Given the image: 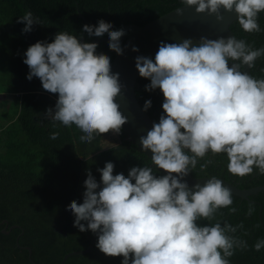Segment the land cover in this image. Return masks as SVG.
<instances>
[{
	"label": "clouds",
	"instance_id": "obj_1",
	"mask_svg": "<svg viewBox=\"0 0 264 264\" xmlns=\"http://www.w3.org/2000/svg\"><path fill=\"white\" fill-rule=\"evenodd\" d=\"M182 2L217 20L223 19L221 9L234 11L245 32L261 31L258 16L264 12V0ZM17 22L25 25L22 33L40 24L31 11ZM112 29L101 19L97 25H83L81 32L88 37L107 33L109 49L123 55L120 41L126 33ZM97 48V43L82 42V36L60 31L51 43L29 46L23 60L29 81L39 78L44 90L58 94L54 109H47L45 116L65 127L75 125L85 143L97 135L120 134L128 122L116 102L122 89L120 74L112 72L110 57L97 54ZM262 55L264 47L254 49L234 36H202L198 44L191 39L161 42L154 61L137 56L140 77L150 80L145 91L159 89L164 97L163 113L140 137V145L166 174L157 176L145 165L133 166L127 177L114 175L115 165L108 161L97 169L98 183L88 170L83 202L73 200L67 206L75 217L73 226L97 234L96 247L107 256L123 257L121 264H230L235 249H247V242L234 235L243 224L199 223L214 220L221 208L233 205L231 190L215 176L191 188L184 177L209 152L226 154L232 175L244 177L254 171L264 175V79L241 70L253 68ZM151 107L149 99L142 110ZM58 136L54 132L50 138ZM116 146L103 140L101 149ZM253 210L250 205L248 215ZM262 248L264 239L254 245L255 251Z\"/></svg>",
	"mask_w": 264,
	"mask_h": 264
},
{
	"label": "trees",
	"instance_id": "obj_2",
	"mask_svg": "<svg viewBox=\"0 0 264 264\" xmlns=\"http://www.w3.org/2000/svg\"><path fill=\"white\" fill-rule=\"evenodd\" d=\"M182 5V0H0L1 90L20 95L17 104L10 103L13 105L7 112L8 117L0 122V264H60L66 253L88 247L94 233L80 232L74 227L75 217L67 210L73 200L83 202L88 170L98 183L101 177L97 169L108 161L115 165L114 175L123 173L127 177L130 168L145 165L152 167L157 176L165 175L134 148L123 131L118 146L101 150L106 134L85 143L80 140L84 133L75 125L65 127L46 117L47 109H54L58 94L44 90L39 78L33 77L31 81L26 78L29 68L23 60L28 47L37 41L51 43L60 31L81 36L85 21L80 14L89 25H97L103 19L113 25L112 30H119L129 23L144 25ZM27 11H31L40 24H34L31 32L22 33L25 25L17 20ZM258 23L261 29L258 33L245 32L237 20L230 29L238 40H245L258 49L264 47V12L259 14ZM104 36L108 37L107 33ZM94 38L84 33L85 42ZM97 44V54L108 55L112 62L116 53L109 49L108 42ZM251 76L264 79V55L255 61ZM149 83L150 80L139 75L136 97L142 107L146 100L152 101L147 113L158 122L164 97L159 89L145 91ZM54 132L59 133L55 140L50 138ZM227 165L226 154L209 152L198 159L191 174L221 177L240 188L264 184V175L258 171L239 177L232 175ZM232 200L233 205L221 208L214 220L201 219L199 223L243 224L234 235L246 241L248 247L235 249L229 258L230 264H264V248L254 250L256 242L264 239V191L248 199L232 194ZM250 205L254 210L248 215ZM4 220L8 222L7 227ZM12 225L18 226L8 233L3 232ZM97 242L98 237L92 251L69 256L65 264H121L123 257L105 255L96 247Z\"/></svg>",
	"mask_w": 264,
	"mask_h": 264
},
{
	"label": "water",
	"instance_id": "obj_3",
	"mask_svg": "<svg viewBox=\"0 0 264 264\" xmlns=\"http://www.w3.org/2000/svg\"><path fill=\"white\" fill-rule=\"evenodd\" d=\"M178 8L180 9L179 12H177ZM80 16L84 19L85 24H87L84 16L82 14H80ZM221 16L223 19L217 20L215 15H209L207 12L197 13L195 11V6L182 5L144 25L129 23L122 28L126 33L121 37L120 41L124 52L123 55L116 54L111 62L112 72L120 74V83L122 85L121 94L116 98V102L120 105V111L128 120V122L123 125L122 131L125 132L128 139L134 143V148L140 153L145 154L150 160L151 152H145L142 149V146L140 145V137L146 136L147 131L152 128L153 122L155 121L147 112L142 110L143 107L140 105L136 97L135 85L139 77V72L135 66V59L137 56H144L149 57L154 61L161 42L180 43L185 39H191L194 44H198L202 36L207 37L208 39H217L220 37L227 39L230 36H234L230 29V25L237 20V14L234 11L229 13L221 9ZM128 32L129 35L127 36ZM81 36L82 42H85L84 33H82ZM101 41L109 42V37H95L91 43H99ZM133 47L138 48L139 51H132ZM243 71L248 72L251 75V69H248L247 66L243 67ZM113 136L116 138V141L113 143L118 146L121 143L120 134H113ZM106 149L109 148L106 147L101 150ZM97 152L98 151L93 154H96ZM211 177L213 176L195 177L190 173L188 176L184 177V181H186L191 188L196 183L203 185L206 183L207 179ZM216 178L221 180L223 185L231 190L232 194L245 199H248L250 195L264 191V184L250 188H240L224 178ZM251 201L259 203L258 201ZM261 212L262 207L259 209L260 217ZM2 222L6 223V227L8 226L7 220ZM16 226L18 225H12L9 230H6L5 228L3 229V232L8 233ZM97 237V234L92 235L87 248L66 253L60 264H65L69 256L74 254H85L92 251ZM17 245H19L18 239ZM27 248L31 253V249L29 247Z\"/></svg>",
	"mask_w": 264,
	"mask_h": 264
},
{
	"label": "crops",
	"instance_id": "obj_4",
	"mask_svg": "<svg viewBox=\"0 0 264 264\" xmlns=\"http://www.w3.org/2000/svg\"><path fill=\"white\" fill-rule=\"evenodd\" d=\"M13 96V97H11ZM19 94H8V93H4V92H0V111L2 110V112H0V119L3 121L5 118H7V109L10 106V103H16L19 101ZM11 98V99H10ZM5 108V110H3ZM7 121V120H6Z\"/></svg>",
	"mask_w": 264,
	"mask_h": 264
},
{
	"label": "flooded vegetation",
	"instance_id": "obj_5",
	"mask_svg": "<svg viewBox=\"0 0 264 264\" xmlns=\"http://www.w3.org/2000/svg\"><path fill=\"white\" fill-rule=\"evenodd\" d=\"M104 140H108V141H111V142H115L116 141V138H115V136H113V133L109 132V133H107L104 136Z\"/></svg>",
	"mask_w": 264,
	"mask_h": 264
},
{
	"label": "rangeland",
	"instance_id": "obj_6",
	"mask_svg": "<svg viewBox=\"0 0 264 264\" xmlns=\"http://www.w3.org/2000/svg\"><path fill=\"white\" fill-rule=\"evenodd\" d=\"M3 85H2V80L0 79V92H3L1 89L3 88L2 87ZM11 97H13V96H11ZM11 99V98H10ZM13 105V104H12ZM12 105H10L9 106V108L7 109V111H11L12 110ZM3 110H5V108L3 109ZM0 112H2V110L0 111ZM0 122H2V120L0 119ZM3 124V123H2Z\"/></svg>",
	"mask_w": 264,
	"mask_h": 264
}]
</instances>
